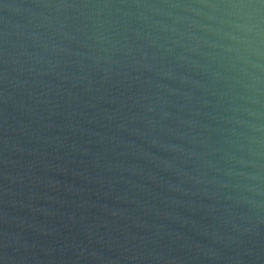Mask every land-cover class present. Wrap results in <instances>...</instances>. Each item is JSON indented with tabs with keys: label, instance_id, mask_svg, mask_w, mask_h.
Wrapping results in <instances>:
<instances>
[{
	"label": "water",
	"instance_id": "1",
	"mask_svg": "<svg viewBox=\"0 0 264 264\" xmlns=\"http://www.w3.org/2000/svg\"><path fill=\"white\" fill-rule=\"evenodd\" d=\"M0 264H264V0H0Z\"/></svg>",
	"mask_w": 264,
	"mask_h": 264
}]
</instances>
